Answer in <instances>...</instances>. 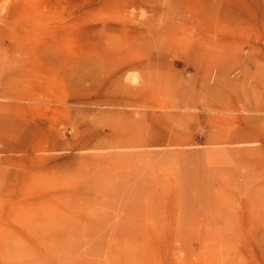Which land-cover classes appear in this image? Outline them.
Returning a JSON list of instances; mask_svg holds the SVG:
<instances>
[{
  "label": "rangeland",
  "instance_id": "374dc122",
  "mask_svg": "<svg viewBox=\"0 0 264 264\" xmlns=\"http://www.w3.org/2000/svg\"><path fill=\"white\" fill-rule=\"evenodd\" d=\"M131 252L264 264V0H0V264Z\"/></svg>",
  "mask_w": 264,
  "mask_h": 264
},
{
  "label": "bare ground",
  "instance_id": "6f19581e",
  "mask_svg": "<svg viewBox=\"0 0 264 264\" xmlns=\"http://www.w3.org/2000/svg\"><path fill=\"white\" fill-rule=\"evenodd\" d=\"M125 85H126V84H125ZM116 88H118V86H116ZM131 89H136V88H135L134 86H132ZM53 237H54V235H51V236H50V238H53ZM58 237H59V236H55V239H56V238L58 239ZM55 243H57V242L55 241L54 244H55ZM39 253H40V256H41V257H43L44 259H47V258H46L47 255H44V254H46V252H45V253H44V251H43V252H36V255L39 254ZM56 253H57L58 255H61V253L59 252V249L56 250ZM62 253L65 254V252H62ZM108 253H109V252H108ZM97 254H98V253H94V254L91 255V258H87V259H90V260L93 261V258H94L95 256H97ZM65 255H66V254H65ZM65 255H64V256H63V255L61 256V257H62V259L60 260V263H61V264H69V262H68L66 259H64ZM109 255H113V253L110 252ZM126 257H127V259H128V258H131V259H130V263H132V264H137V263H138V262H137V258H138V257L134 254V252H131V253H130L128 256H126ZM90 260H89V261H90ZM138 260L140 261L139 258H138ZM95 263H96V262H95Z\"/></svg>",
  "mask_w": 264,
  "mask_h": 264
}]
</instances>
